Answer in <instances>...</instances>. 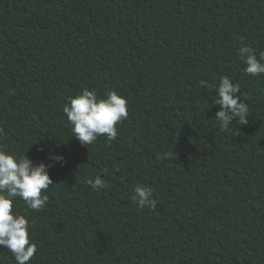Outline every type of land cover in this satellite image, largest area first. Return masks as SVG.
Wrapping results in <instances>:
<instances>
[{"label": "trees", "instance_id": "16d2710c", "mask_svg": "<svg viewBox=\"0 0 264 264\" xmlns=\"http://www.w3.org/2000/svg\"><path fill=\"white\" fill-rule=\"evenodd\" d=\"M240 46L264 51V0H0V144L64 157L41 210L14 204L29 264H264V75L245 74ZM224 76L249 96L228 132ZM85 88L128 101L115 140L72 137L63 108ZM0 264H16L3 246Z\"/></svg>", "mask_w": 264, "mask_h": 264}, {"label": "clouds", "instance_id": "9594fccd", "mask_svg": "<svg viewBox=\"0 0 264 264\" xmlns=\"http://www.w3.org/2000/svg\"><path fill=\"white\" fill-rule=\"evenodd\" d=\"M237 55L246 64L245 74L251 77L264 75V51L257 56L252 47L240 46ZM200 84L208 87L206 81ZM216 93L217 98L213 99V103L219 106V111L215 120L220 123L221 131L228 132L233 121L239 125L248 123L246 101H249V96L241 91L239 83H234L228 76L221 77ZM63 112L71 125L72 137L85 147L95 144L101 136L107 142L115 140L118 136L117 124L127 119L129 114L128 101L116 91H109L106 97L101 98L95 89L87 88L70 97ZM48 159V164L42 162L34 165L26 154L16 156L0 144V246L12 253L16 264H29L37 252V246L31 242L29 220L14 212V204L19 198L28 209L34 211L46 205L48 198L42 194L50 190V185L53 186L48 169L54 163H63L64 157L50 154ZM87 183L96 192L107 186L99 175ZM134 193L132 200L141 210L156 206L151 187L138 185Z\"/></svg>", "mask_w": 264, "mask_h": 264}]
</instances>
